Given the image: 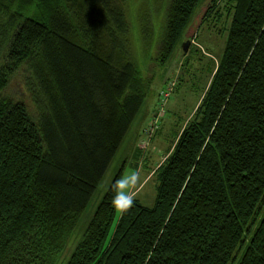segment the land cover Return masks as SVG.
<instances>
[{"label": "trees", "instance_id": "1", "mask_svg": "<svg viewBox=\"0 0 264 264\" xmlns=\"http://www.w3.org/2000/svg\"><path fill=\"white\" fill-rule=\"evenodd\" d=\"M206 1L168 0L140 62L127 0H0V264H264V0L207 4L201 22L211 11L214 28L228 20L223 53L201 67L193 114L152 169L153 206L134 194L115 210L124 163L63 260L158 70L166 86L176 78Z\"/></svg>", "mask_w": 264, "mask_h": 264}, {"label": "rangeland", "instance_id": "2", "mask_svg": "<svg viewBox=\"0 0 264 264\" xmlns=\"http://www.w3.org/2000/svg\"><path fill=\"white\" fill-rule=\"evenodd\" d=\"M127 1L128 3L126 4V7L128 9L131 22L133 23L132 29L138 38L137 47L139 50L137 53L141 62L147 57L144 49L149 50L150 43L146 40V37L149 36L148 39L152 41L156 40L166 13L168 0ZM210 1L211 0H207L201 7L197 14L198 17L195 18L193 25L185 36L186 39L182 42L183 45L189 41L191 42L185 52L186 55L184 56V52L181 50L180 46V50L176 54V58L179 62L176 67V73L174 74L176 78L173 79L174 81L172 80V83H174V85L175 82L176 85L179 83L177 78L182 71V64L186 61V59H189L190 64H194V67L190 70L189 74L187 73L184 77V79L189 80V82L183 83L182 86L176 88L171 93V96L165 106L166 115L159 121L158 124V128L160 127L159 134H157L154 139L150 141V137L147 135L148 133L146 134L147 128L154 120L153 118H155L157 111L162 110L160 94L168 84H163V70H158L157 77L152 85L148 100L131 128L127 138L109 166L90 205L81 217L75 234L73 235L64 253L63 260L69 259L75 249V246L82 239L103 196L113 183L116 175L119 173L124 163H127V165L122 178L127 177L132 180V196L136 194V197L145 206H153L158 183L156 177H152V169L156 168L165 159L167 148L171 144L172 135L177 129L176 125L178 121L181 118L185 119L189 117L188 115L193 114V109L198 102V92L204 81V78L199 77L201 67L207 63L209 57L213 60H217L215 57L221 58L223 53L225 37L223 36V33L219 31V28H224L227 25L228 20L224 15L225 13L222 16V23L217 28H214V25L212 24L214 17L212 14L213 11L210 12L207 20L201 22L203 13ZM195 32H197L196 35ZM196 48L200 51V53L202 52L203 55L208 56L206 58H202L205 63L201 65L199 64V58H201V55L198 53L197 56V53H195ZM2 63L3 58L0 59V64ZM169 67L173 68L171 66ZM197 81H199L198 86L192 91V89L196 86L195 82ZM14 82L16 84H22L23 86H25V83L26 85L29 83L26 75L24 77L17 75L14 78ZM10 93L16 97L24 96V102L28 105L35 104V102L32 101V96L28 97L27 92H22L21 85H15ZM140 135L141 137L138 141H136Z\"/></svg>", "mask_w": 264, "mask_h": 264}, {"label": "clouds", "instance_id": "3", "mask_svg": "<svg viewBox=\"0 0 264 264\" xmlns=\"http://www.w3.org/2000/svg\"><path fill=\"white\" fill-rule=\"evenodd\" d=\"M132 188V180L127 177L116 181L117 195L113 199V206L115 210L121 215H123L133 206L134 197L131 194Z\"/></svg>", "mask_w": 264, "mask_h": 264}, {"label": "built area", "instance_id": "4", "mask_svg": "<svg viewBox=\"0 0 264 264\" xmlns=\"http://www.w3.org/2000/svg\"><path fill=\"white\" fill-rule=\"evenodd\" d=\"M173 87H174V83L169 84L160 94L161 96V101H162V110H159L158 115H156V117L154 118V120L152 121V123L149 125V127L147 128V132L146 134L151 138L153 135V132L156 128V126L159 124V120L164 116V107L166 102L168 101V99L171 96V93L173 91Z\"/></svg>", "mask_w": 264, "mask_h": 264}, {"label": "water", "instance_id": "5", "mask_svg": "<svg viewBox=\"0 0 264 264\" xmlns=\"http://www.w3.org/2000/svg\"><path fill=\"white\" fill-rule=\"evenodd\" d=\"M189 45H190L189 42H187V43H185V44L183 45L185 51H187Z\"/></svg>", "mask_w": 264, "mask_h": 264}]
</instances>
